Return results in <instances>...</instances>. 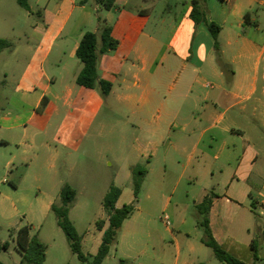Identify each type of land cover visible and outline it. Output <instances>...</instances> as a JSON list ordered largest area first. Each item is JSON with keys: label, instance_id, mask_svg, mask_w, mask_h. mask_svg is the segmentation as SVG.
<instances>
[{"label": "crops", "instance_id": "0c3cea01", "mask_svg": "<svg viewBox=\"0 0 264 264\" xmlns=\"http://www.w3.org/2000/svg\"><path fill=\"white\" fill-rule=\"evenodd\" d=\"M203 1L208 22L221 27L220 58L206 25L191 18L193 0L185 3L179 16H172L168 6L167 15L162 12L154 21L151 0H116L109 10L113 19L105 21L112 26L118 47L102 57L99 67L102 79L117 80L110 82L107 97L76 82L83 68L76 52L86 31L83 24L66 34L65 28L73 12L84 10V5L67 0L65 20L58 4L54 11L46 7V23L33 27L35 56L15 81L12 97L8 89L0 91V153L12 149L6 163L12 169L22 147L54 152L60 141L77 146L110 98L126 110V124L133 130L137 157L125 174L130 187L134 168L145 164V186L161 161V185L173 186L174 191L184 187L194 206L217 190L209 214L213 236L235 257L253 262L241 252H252L251 243L261 228L254 219L258 201L253 192L258 186L264 189V0ZM6 42L0 53L6 48L14 55L16 47ZM54 47L59 51L56 72L49 74L44 64ZM3 70L7 83L11 75ZM53 108L56 116L61 109L67 114L59 124L44 118ZM73 112L79 115L78 123L72 120ZM7 183L16 189L13 181L2 179L3 185ZM117 186L121 195L116 208H121L126 185L120 181ZM90 244L94 246V240ZM189 249L195 251L190 244ZM177 251L180 261L178 243ZM6 253L0 254V264H7L1 260ZM205 253L200 249L198 254ZM19 256L12 264L20 263ZM109 257L110 253L106 260Z\"/></svg>", "mask_w": 264, "mask_h": 264}, {"label": "rangeland", "instance_id": "374dc122", "mask_svg": "<svg viewBox=\"0 0 264 264\" xmlns=\"http://www.w3.org/2000/svg\"><path fill=\"white\" fill-rule=\"evenodd\" d=\"M66 1L29 0L30 11H27L19 5L18 0H0V41L13 43L17 49L14 55L6 48L5 52L0 53V91L8 89L9 96L12 97L15 81L22 76L33 55L35 56L33 27L46 23L43 18L44 9L48 7L54 11L57 4L61 7L60 14L65 20L69 9ZM77 1V6H82V0ZM189 1L151 0L154 11L152 21L162 12L167 15L165 9L168 6L172 9V16H179L185 3ZM84 7V10L79 8L74 11L67 20L65 34L75 30L80 24H83L86 32L94 33L108 17L113 19L112 11L101 7L96 0H87ZM58 52V47H54L44 64L49 74L56 72ZM3 69L11 75L7 83L4 82L6 79ZM108 79L113 84L117 82L114 77ZM55 113L53 108L44 118L59 124L67 117L63 109L59 116ZM73 115L72 120L78 123L79 115ZM132 138L133 130L126 124V110L115 106L108 98L87 136H80L77 146L60 141L54 152H48L47 149H40L38 152L37 148L22 147L16 153L12 169L6 167L7 161L12 158V149L3 150L0 153V242H9L10 247L1 260L12 264V258H20L15 235L12 234L17 228L28 225L31 235H38L47 246L46 264H89L96 255L100 247L97 243L101 244L103 236L97 229V222L107 221L104 198L112 185L117 186L122 181L126 188L120 205L125 203L123 207L135 203V210L119 232L117 251L112 250L103 264H190L193 260L196 263L191 264H222L215 259L213 251L201 243L203 234L197 225V206L188 199L184 187H177L174 191L173 186L161 185L160 181L164 176L161 161L154 167L155 176L142 186L135 199L134 186L130 187L125 178L127 167L137 157L132 147ZM41 140L39 138L38 143ZM52 156L55 157L54 160L51 159ZM141 167H145V164H141ZM169 168L176 169L174 165ZM4 178L13 181L16 189L10 183L3 185ZM66 186L76 191L69 209V219L83 238V252L88 263H82L72 253L65 233L58 226L57 216L51 210L53 204L58 207L63 205L61 191ZM260 188L258 186V190L253 192L254 199L258 201L257 217L254 219L261 227L254 240L258 245V256L262 260L257 264H264V189L260 191ZM212 192L219 193L217 190ZM164 216L169 217L170 228L164 224ZM91 240H94V246H91ZM177 243L183 254L180 261L176 259ZM189 244L194 247V252H190ZM200 249L205 250L206 256L198 254ZM249 253L250 251L243 250L241 255L252 259L253 254ZM198 257L204 261L200 262Z\"/></svg>", "mask_w": 264, "mask_h": 264}, {"label": "trees", "instance_id": "16d2710c", "mask_svg": "<svg viewBox=\"0 0 264 264\" xmlns=\"http://www.w3.org/2000/svg\"><path fill=\"white\" fill-rule=\"evenodd\" d=\"M28 2L29 0H18L19 5L23 9L30 11ZM96 2L107 10H111L116 4V0H96ZM203 2V0H193L191 18L197 24L203 23L206 25L215 40V47L220 58L218 38L221 27L215 23L208 22ZM85 3L86 0L80 2L81 5ZM246 17H249V14H247ZM112 30V26L104 21L100 28V36H98L97 33L86 32L76 52L77 59L83 65L81 72L77 76V84L87 89L99 90L103 97H107L110 94L112 84L100 77V61L104 55L115 51L118 47V41L113 38ZM3 44H7V42L1 40L0 47H2ZM45 104L44 101L43 106ZM133 173L135 176L134 194L135 199H137L141 191L146 171L143 168H134ZM120 195V189L112 185L104 198L103 207L107 214V221L99 220L97 222V229L103 231V236L98 252L89 264L104 263L111 248L117 244L119 232L124 222L130 218L135 210V203L124 205L122 208H116V203ZM75 197L76 191L66 186L61 191V201L63 205L60 207L53 205L51 210L57 216L58 226L65 233L72 253L76 255L82 263H88L89 260L83 252L82 237L78 234L73 223L69 219V209ZM215 197L216 195L210 192L196 208L197 225L202 230L203 234L201 242L213 251L215 259L222 264H257L261 262L262 260L258 256V245L255 240L251 243L254 261L246 262L235 257L215 239L209 221V214ZM12 235H15L16 248L21 255L19 264H46L47 246L39 239L38 235H31L30 226L25 225L21 228H17ZM9 247V242H0V254L8 251Z\"/></svg>", "mask_w": 264, "mask_h": 264}, {"label": "built area", "instance_id": "2783aa9c", "mask_svg": "<svg viewBox=\"0 0 264 264\" xmlns=\"http://www.w3.org/2000/svg\"><path fill=\"white\" fill-rule=\"evenodd\" d=\"M162 220H163L164 224H165L168 228L171 227L170 219H169L168 216H164V217L162 218Z\"/></svg>", "mask_w": 264, "mask_h": 264}]
</instances>
